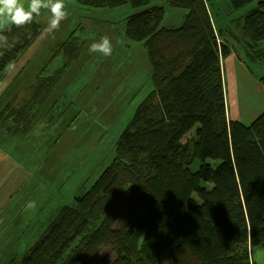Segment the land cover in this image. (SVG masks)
Returning <instances> with one entry per match:
<instances>
[{
  "label": "trees",
  "instance_id": "16d2710c",
  "mask_svg": "<svg viewBox=\"0 0 264 264\" xmlns=\"http://www.w3.org/2000/svg\"><path fill=\"white\" fill-rule=\"evenodd\" d=\"M163 1L186 11L180 25L161 26L159 6L127 18V38L147 49L154 89L117 141L113 161L8 264H249L250 251L264 246V113L249 125L228 117L222 59L233 49L218 40L234 36L221 28L225 18L254 0H230L227 10L220 0ZM239 25L251 53L264 41V1ZM41 32L35 17L4 28L10 47L0 48V81Z\"/></svg>",
  "mask_w": 264,
  "mask_h": 264
},
{
  "label": "rangeland",
  "instance_id": "374dc122",
  "mask_svg": "<svg viewBox=\"0 0 264 264\" xmlns=\"http://www.w3.org/2000/svg\"><path fill=\"white\" fill-rule=\"evenodd\" d=\"M259 1L221 23L234 36H218L235 48L222 59L228 117L246 125L264 113V41L247 52L239 22ZM64 4L68 15L58 30H46L47 10L35 17L42 32L0 81V264L25 255L60 209L97 181L137 107L154 89L147 49L127 38V18L159 6L165 9L161 26H178L186 13L163 0L139 8ZM220 5L227 10L230 0ZM104 36L113 44L111 56L90 53L89 46ZM200 164L195 159L191 169ZM263 247L250 254L255 257Z\"/></svg>",
  "mask_w": 264,
  "mask_h": 264
},
{
  "label": "clouds",
  "instance_id": "9594fccd",
  "mask_svg": "<svg viewBox=\"0 0 264 264\" xmlns=\"http://www.w3.org/2000/svg\"><path fill=\"white\" fill-rule=\"evenodd\" d=\"M42 9L51 14L46 29L48 32L58 30L61 21L68 15L65 11L64 0H29L27 8L21 0H0V25L8 22L18 28L23 27L30 24L34 17L39 16ZM3 31L4 29L0 28V48L7 49L10 45L8 37L2 34ZM88 50L90 53H100L108 57L113 52V44L108 36H104L99 41L93 42ZM0 55L3 53L0 52ZM9 67L12 66L9 65ZM254 259L264 264V250H257L255 257L250 254L249 264H253Z\"/></svg>",
  "mask_w": 264,
  "mask_h": 264
},
{
  "label": "crops",
  "instance_id": "0c3cea01",
  "mask_svg": "<svg viewBox=\"0 0 264 264\" xmlns=\"http://www.w3.org/2000/svg\"><path fill=\"white\" fill-rule=\"evenodd\" d=\"M21 2L22 3H24V5H25V7L27 8V5H28V3H29V0H21ZM9 23L8 22H5L4 24H2V25H0V28H3V27H5V26H7ZM230 46L232 47V49L233 50H235V48H234V46H232L231 44H230ZM237 51V50H236ZM236 59V58H235ZM259 250H264V247L263 248H260ZM257 252V251H256ZM255 252V253H256ZM262 264V262H260V261H257L256 262V264Z\"/></svg>",
  "mask_w": 264,
  "mask_h": 264
},
{
  "label": "bare ground",
  "instance_id": "6f19581e",
  "mask_svg": "<svg viewBox=\"0 0 264 264\" xmlns=\"http://www.w3.org/2000/svg\"><path fill=\"white\" fill-rule=\"evenodd\" d=\"M47 86H48V85H47ZM47 86H46V87H47ZM35 91H36V90H33L32 88H30V92H35Z\"/></svg>",
  "mask_w": 264,
  "mask_h": 264
}]
</instances>
